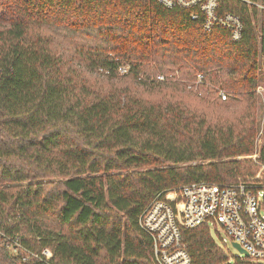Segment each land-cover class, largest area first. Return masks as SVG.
Masks as SVG:
<instances>
[{
  "label": "trees",
  "instance_id": "1",
  "mask_svg": "<svg viewBox=\"0 0 264 264\" xmlns=\"http://www.w3.org/2000/svg\"><path fill=\"white\" fill-rule=\"evenodd\" d=\"M193 9L0 0V264L43 248L50 264H154L138 225L153 197L180 223L183 184L264 182V140L247 157L264 128V10L220 0L242 19L234 40ZM180 231L190 264H230L207 223Z\"/></svg>",
  "mask_w": 264,
  "mask_h": 264
},
{
  "label": "built area",
  "instance_id": "2",
  "mask_svg": "<svg viewBox=\"0 0 264 264\" xmlns=\"http://www.w3.org/2000/svg\"><path fill=\"white\" fill-rule=\"evenodd\" d=\"M165 7L194 8L190 14L199 19L206 31L214 27L225 29L237 40L242 33L241 17L230 11H220V0H157ZM257 10H264V0H239ZM126 65L118 67L119 73L127 72ZM163 79L162 74L156 75ZM202 78L198 73L196 82ZM190 87V86H189ZM224 99L225 95L219 92ZM182 198L181 222L166 200L153 197L138 216L139 227L150 237L154 264H190V256L181 239V227L190 228L200 223L218 224L232 242H236L254 261L264 259V182L236 181L219 183L193 181L180 187ZM225 240H222L224 243ZM15 241L13 248L16 250ZM35 257L50 264L52 254L43 248L40 252L25 251L21 260ZM236 256L242 257L241 253ZM244 256V255H243Z\"/></svg>",
  "mask_w": 264,
  "mask_h": 264
},
{
  "label": "rangeland",
  "instance_id": "3",
  "mask_svg": "<svg viewBox=\"0 0 264 264\" xmlns=\"http://www.w3.org/2000/svg\"><path fill=\"white\" fill-rule=\"evenodd\" d=\"M258 72H259V86L257 88V92H258V108H257V111L259 114L261 111V106H260L261 100H262L261 97H262V93H263L264 89H263V85L261 82V68ZM168 74H170V73H168ZM196 76L194 78H192L191 80H189L187 87L190 88L193 86L194 92L197 91L198 92L197 94L200 95V88L197 87ZM220 98L223 99L222 97H220ZM263 140H264V128H263L262 123L260 122L259 130L257 133L256 150L252 155H248L247 157H251L252 159H254L255 157L258 156L259 148H260V145L262 144ZM210 233H211L213 239L225 248L226 252L228 253V257H229L228 262L230 264H232L234 259H235V255L240 254L238 249L232 245L231 240L225 234V232L220 228V226L218 224L210 226ZM222 240H225V242L222 243ZM241 255L243 256L242 253H241ZM256 262H257V264H264V259H258Z\"/></svg>",
  "mask_w": 264,
  "mask_h": 264
},
{
  "label": "water",
  "instance_id": "4",
  "mask_svg": "<svg viewBox=\"0 0 264 264\" xmlns=\"http://www.w3.org/2000/svg\"><path fill=\"white\" fill-rule=\"evenodd\" d=\"M232 245L238 249L240 253H242L244 256H247V252L242 249L236 242H232Z\"/></svg>",
  "mask_w": 264,
  "mask_h": 264
}]
</instances>
